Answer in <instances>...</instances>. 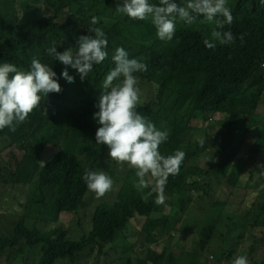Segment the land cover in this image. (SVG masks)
<instances>
[{"label": "trees", "instance_id": "16d2710c", "mask_svg": "<svg viewBox=\"0 0 264 264\" xmlns=\"http://www.w3.org/2000/svg\"><path fill=\"white\" fill-rule=\"evenodd\" d=\"M94 1L102 9L123 4V0ZM183 1L177 0L181 4ZM32 2V8L9 29L3 30L0 24V60L17 63L28 71L31 60L36 57L52 67L62 92L49 94L48 98L51 103L65 108L67 138L74 142L81 138L89 143L96 142L99 124L93 119L97 112L95 105L104 91L102 82L114 68L111 56L116 48L123 47L130 59H138L148 67L146 72L135 74L141 90L136 110L157 128L163 125L170 132L167 142L160 146L163 155L174 154L184 147L199 146L198 137L221 150L230 149L235 142L234 130L229 123L221 128L220 121L213 118L214 114H224L229 122L238 119L251 122V126L262 122L256 133L261 134L264 148V113L252 119L246 118L242 111L247 99L257 104L264 94L262 0H236L234 4H228L234 20L224 30H231L236 41L231 45L213 41L215 48L204 44L205 38L212 40L215 25L202 16L192 25L178 19L176 34L167 42L158 38L151 18L139 21L127 17L126 22L112 19L110 24L100 20L92 25V15L78 12L79 0ZM150 3H158V0H150ZM70 4L74 14L59 20ZM92 27L101 28L108 37L109 57L94 65L89 77L83 81L75 69L68 67L69 75L74 77L70 84L61 77L66 66L49 57L46 49L55 41L60 53L68 48L75 50L79 36L94 35L89 32ZM242 34H246L243 44L239 39ZM59 99L63 101L58 102ZM80 104L89 110L82 112ZM53 119L42 98L39 107L17 126L15 132L8 128L0 130V189L12 183L27 188L36 185L44 196L46 191L51 192L60 216L70 225L65 230L48 231L32 229L20 220L0 224V261L23 256L26 264H208L207 254L215 249L204 237L201 223L196 224L192 234L187 233L179 224L180 211L172 207L175 214L169 215L171 206L166 201L157 205L154 195L147 196L149 189L137 191L134 187L137 182L135 170L112 160L106 146L100 145L97 155L96 151L92 152L94 162L88 165L59 142H51L45 130ZM242 150L253 153L252 145L244 144L239 152L228 155L224 170L213 182L190 189L189 193L196 201H202L204 195L213 198L218 194L232 193L236 185L244 187L248 174L240 179L238 175L244 169L250 172L261 162L244 159ZM98 156L105 162L101 163ZM86 170L106 171L114 181L112 190L115 195L105 194L97 198L94 192H90L83 180ZM60 197L75 198L66 200ZM85 204L93 210L89 231L80 222L74 224ZM210 215L215 228L218 215L214 212ZM150 222L155 227L148 233L145 227ZM240 223L244 237L227 240L225 263L243 252L247 259L264 264V237L260 240L254 236L247 238V234L261 235L264 230L255 223L251 226ZM113 225L117 227L110 235ZM158 227H164V230L158 232ZM150 236L167 248L163 259L137 255L138 244L146 242ZM24 245H39L41 254L30 257L24 253Z\"/></svg>", "mask_w": 264, "mask_h": 264}, {"label": "clouds", "instance_id": "9594fccd", "mask_svg": "<svg viewBox=\"0 0 264 264\" xmlns=\"http://www.w3.org/2000/svg\"><path fill=\"white\" fill-rule=\"evenodd\" d=\"M116 11L132 20L151 18L156 34L162 41L173 40L178 19L186 25H192L200 16L215 25L211 32L212 40H204L206 47L215 48L216 43L213 41L221 45H231L236 41L231 30H224L234 20L228 0H185L183 4L177 0H158L155 4L150 3V0H123L122 5L117 4ZM97 23L98 18L93 16L91 24ZM89 32L94 35L79 36L75 50L68 48L60 53L55 41L52 42L53 46L46 49L49 57L66 66L61 77L70 84L74 82V77L69 75L68 67L75 69L83 81L89 77L94 65L103 63L109 57L105 32L99 27H92ZM244 35L239 37L241 44L244 43ZM111 59L114 68L102 82L104 91L95 105L98 111L93 115L99 124L95 134L96 143L108 148V156L112 160L135 170L137 182L134 187L137 191L149 189L147 196L154 195L157 205L166 201L171 206L169 210L178 209L180 227L187 233L192 234L196 224L201 223L204 237L215 249L212 252L223 253L225 259L228 242L220 237L218 226H212L210 212L216 213L218 220L225 218L250 226L255 223L264 230V166L258 165L262 169L253 168L248 173L245 187H237L232 193L207 197L206 201H196L195 196L189 193L190 189L213 182L224 170L230 149L221 150L217 145L207 144L204 138L198 137L199 146L184 147L174 154L163 155L160 146L167 142L170 132L163 125L157 128L155 123L136 110L141 90L135 74L146 72L147 65L138 59H130L123 47L116 48ZM61 92L56 72L39 58L33 57L28 71L10 62L0 63V130L8 128L15 132L17 126L39 107L42 98ZM83 180L97 198L112 191L114 185L113 179L103 170H86ZM75 197L60 198L74 200ZM174 214L173 210V214L169 215ZM230 260H233L232 264H249L248 260L251 259H247L244 254ZM0 264L26 262L20 256L7 258Z\"/></svg>", "mask_w": 264, "mask_h": 264}, {"label": "rangeland", "instance_id": "374dc122", "mask_svg": "<svg viewBox=\"0 0 264 264\" xmlns=\"http://www.w3.org/2000/svg\"><path fill=\"white\" fill-rule=\"evenodd\" d=\"M79 1L80 4L76 5L79 13L95 16L98 18V21L103 20L105 24H110L112 19H117L124 22L127 21V16L116 11L117 6L112 5L102 9L95 3L94 0ZM184 2L185 0L182 2V4ZM235 2L236 0H228V4H234ZM32 6V0H0V24L2 25L3 30L6 31L17 20L23 18L25 13L30 10ZM80 9H82V11H80ZM65 10L66 11L62 12L59 19L61 21L74 14L71 4L68 5ZM196 27L201 28L200 25H196ZM4 62L6 61L0 60V63ZM15 65L22 69L17 63H15ZM65 91L67 92V95L70 96L69 89L66 88ZM43 101L45 103L47 112L54 116L53 121L45 130V135L49 137L51 142H59L64 149L76 154L83 163L89 165L94 162L92 152L96 151L97 155V152L100 151V144H97L96 142L89 143L87 140L82 138L77 142H74L69 137L67 138L65 108L58 106L56 103H51L48 97H44ZM62 101V99L58 100V102ZM80 108L82 112H87L89 110V108L83 104H80ZM96 111H98L97 107ZM242 111L246 118L252 119L257 115L263 114L264 94L257 104H254L251 100L247 99L244 103ZM213 118L220 121L221 128H225L226 124L229 123L230 127L234 130L233 136L235 138V142H233V145L230 147L229 153L239 152L244 144H250L252 145L253 153L251 154L242 150L241 154L243 158L248 159V161H259L261 162V165L262 162L264 163V148L261 144L262 137L260 133H256L258 125H260L262 122L253 124L251 126V122L242 121L241 119L229 122L224 114H214ZM98 159L101 163L105 162V160L101 159L99 156ZM256 169L260 170L262 168L257 166ZM248 173L249 170L244 169V171L238 175V179L242 178ZM120 184H122V181ZM237 187L239 186L236 185L234 190ZM0 191V224L9 223L12 220H20L32 229L38 228L40 230L48 231L54 229L65 230L67 227H69L70 222L60 216L55 197L51 192L46 191L44 196L36 185H32L31 187L27 188L23 185H14L12 183L2 187ZM106 195L114 196L115 193L112 190L106 193ZM206 199L207 196L204 195L203 201H206ZM92 212V208L88 204H85L81 209L79 218L74 221V224L76 225L80 222L83 224V227L89 231L92 222ZM116 227L117 225H113L111 227L110 235L113 234ZM154 227L155 225L150 222L145 227V230L150 233ZM218 228L220 237L225 240H234L244 237V230L241 223L239 222H233L225 218H220L218 220ZM162 230H164V227H158L157 229L158 232ZM174 232H177V230ZM250 236H254L260 240L261 237H264V234H247V238ZM23 249L24 253L28 254L32 258L38 257L41 254L39 245L34 247L24 245ZM166 252L167 248L160 245L153 236H150L146 242H140L136 248L137 255L156 260L163 259Z\"/></svg>", "mask_w": 264, "mask_h": 264}, {"label": "built area", "instance_id": "2783aa9c", "mask_svg": "<svg viewBox=\"0 0 264 264\" xmlns=\"http://www.w3.org/2000/svg\"><path fill=\"white\" fill-rule=\"evenodd\" d=\"M169 214H173V210H169ZM241 255H244L243 253ZM219 256V258L217 257ZM208 264H232L233 260H230L229 262L225 263V259L223 256V253L218 252H210L208 254ZM210 257H214V259H210ZM249 264H255L254 260H248Z\"/></svg>", "mask_w": 264, "mask_h": 264}, {"label": "crops", "instance_id": "0c3cea01", "mask_svg": "<svg viewBox=\"0 0 264 264\" xmlns=\"http://www.w3.org/2000/svg\"><path fill=\"white\" fill-rule=\"evenodd\" d=\"M234 160V158H232ZM233 168H235V163L233 162V165H232ZM256 169V168H255Z\"/></svg>", "mask_w": 264, "mask_h": 264}, {"label": "flooded vegetation", "instance_id": "af4514ba", "mask_svg": "<svg viewBox=\"0 0 264 264\" xmlns=\"http://www.w3.org/2000/svg\"><path fill=\"white\" fill-rule=\"evenodd\" d=\"M246 186V184H244V187Z\"/></svg>", "mask_w": 264, "mask_h": 264}]
</instances>
